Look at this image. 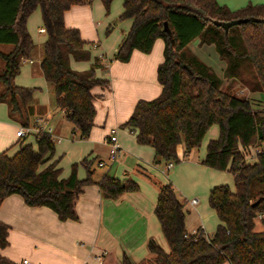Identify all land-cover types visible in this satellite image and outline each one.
I'll return each mask as SVG.
<instances>
[{"label": "trees", "instance_id": "obj_1", "mask_svg": "<svg viewBox=\"0 0 264 264\" xmlns=\"http://www.w3.org/2000/svg\"><path fill=\"white\" fill-rule=\"evenodd\" d=\"M92 1L0 0V43L10 45L7 52H0L4 61L0 102L7 103L11 115L30 114L27 104L35 88L16 85L13 79L22 61L32 56L34 42L27 19L39 9L46 34L40 70L57 108L81 138L89 135L95 115L91 89L106 85L107 80L95 75L98 58L86 70L71 68L70 58L88 60L90 51L79 30L65 26L63 14L72 5ZM100 1L108 13L112 0ZM128 18L131 26L112 59L126 62L133 50L148 53L154 40L161 38L163 60L156 70L160 93L138 100L122 126L135 133L138 144L152 146L154 162L177 164V145L183 144L187 156L216 124L218 136L207 142L200 162L230 172L234 183L233 189L225 183L209 189L207 202L219 220L213 232L197 228L189 233L184 198L169 180L152 179L158 190L153 212L168 245L165 251L154 238L148 239L153 264H264V148L253 160L244 159L239 149L264 144V108L257 109L249 97L232 91L234 84H249L243 73L251 67L255 80L249 88L260 91L264 99V3L231 10L216 0H123L117 19ZM195 39L199 46H213L224 62L222 75L190 48ZM223 79L228 80L226 84ZM22 124L27 126V120ZM54 151L52 135L41 129L34 132V144L22 138L12 155L1 151L0 202L18 194L28 206L48 207L59 220H76L75 201L86 185L95 183L103 197L112 199L139 188L130 177L120 179L108 173L94 180L93 158L86 157L73 162L63 178L58 159L47 163ZM78 166L85 170L83 178L77 176ZM256 218L261 230H255ZM7 233L8 226L0 222V247L7 245ZM0 264L15 263L0 255ZM120 264L136 263L123 253Z\"/></svg>", "mask_w": 264, "mask_h": 264}, {"label": "crops", "instance_id": "obj_2", "mask_svg": "<svg viewBox=\"0 0 264 264\" xmlns=\"http://www.w3.org/2000/svg\"><path fill=\"white\" fill-rule=\"evenodd\" d=\"M122 1L120 0L119 8L111 2L108 13H105L100 0H93L88 4L72 5L63 14L65 26L77 28L82 39L88 42L85 47L90 51L88 60L70 58L71 68L86 70L91 67L94 59L98 58L95 75L107 80L106 85H97L91 89L95 115L86 138L79 136V132L65 118L64 111L57 108L54 97L50 95L52 89L42 75L39 67L41 56H38V48H35L38 39L42 46L46 38L45 31H41L43 28L40 11L36 9L29 15L27 29L34 42L35 51L30 59L22 61L13 81L19 86L35 88L27 104L31 117L20 118L18 113L11 115L7 103L0 102V152L6 150L8 155H12L18 149L22 138H25V142L34 144V130L23 137L16 135L17 129L25 126L22 121L26 119L27 126H37L47 131L55 138V144H61L58 152L55 150L47 162L58 159L57 165L61 168L60 157L67 155L70 168L61 171V177L69 175L73 162L86 157L93 158V166L101 168L100 172L94 168V180L108 173L120 179L130 177L138 183L139 188L112 199L103 197L95 183L86 185L75 201L77 219L65 221L59 220L48 207L26 205L18 194L6 196L0 202V222L8 226L7 245L0 247V255L15 264H20L22 259H28L31 264H120L123 253L136 264H153L146 247L149 238H154L167 251L161 241L160 226L153 212L158 190L152 179L158 180L156 175L168 178L184 196V223L187 232L201 228L206 233H212L219 223L214 210L209 209L206 202L200 203L195 197H208L207 191L209 192L210 188L224 184L232 176L200 162L205 155L207 142L217 138L218 126L211 125L201 146L192 149L187 156H184L183 144H178L176 152L180 162L174 164L166 175L160 172L163 163L153 161L152 146L138 144L135 133L129 127L122 126L138 100H150L160 93L161 85L157 81L156 70L163 60L161 38L154 40L148 53L133 50L126 62L112 59L132 23L129 18L117 19L122 11ZM216 1L231 10L248 3H264V0ZM193 43L196 49L207 46L214 50L212 45L198 47L197 39L192 41L191 45ZM9 49V44L0 43V52L4 53ZM3 68L4 61L0 57V72ZM239 90H246V96H261L259 92H248L246 86ZM112 129H115L121 148L116 159L110 163V145L106 144L104 139L113 133ZM68 130L72 134L70 138L62 135ZM29 135L33 136V142L28 139ZM63 142L66 143L62 144ZM99 160L104 162L102 166L97 165ZM77 176H85L82 166H78ZM192 198L197 199L194 205L189 203Z\"/></svg>", "mask_w": 264, "mask_h": 264}, {"label": "rangeland", "instance_id": "obj_3", "mask_svg": "<svg viewBox=\"0 0 264 264\" xmlns=\"http://www.w3.org/2000/svg\"><path fill=\"white\" fill-rule=\"evenodd\" d=\"M87 4V3H86ZM112 5H115L116 8H119L121 6V2L120 0H113L112 1ZM38 37H39V33L37 34ZM36 45H35V48L37 47L38 48V56L40 57L41 56V45L39 44L40 43V39H38V41H36ZM190 48L194 51H196V53L198 54V56L203 60L205 61L207 64L211 65L215 72L218 74V75H222V71H223V68H224V62L219 60V58L217 57V54L214 52V50H212L211 48L209 49L207 46L205 47H201L200 49H196V46L195 44L193 43L192 45L190 44L189 45ZM202 46V45H201ZM198 47H200L198 45ZM35 48L33 51H35ZM251 67H248L247 70H244V76L247 78L248 80V83L250 85L253 84L255 78L253 76V73H252V69H250ZM227 79H223V84L224 83H227ZM249 84L246 85V88L248 90V92H256V91H252L250 88H249ZM242 88V86L240 84H234L233 88H232V91L235 92V94L237 95H244L246 96L247 95V91L246 90H243V92H241L239 89ZM1 89V88H0ZM259 94L261 95L260 97H250L248 94V96L246 97H249L251 99V102L253 104V106H255L257 109L259 108H264V99L262 100L263 96H262V93L259 91ZM51 97L53 98V93L51 92L50 93ZM261 99V100H260ZM3 102V101H1ZM31 114H29L30 116ZM31 117V116H30ZM68 123V122H67ZM68 125L70 126L71 124L68 123ZM63 136L67 137V138H70L72 136V134L70 133V131H66L65 134H62ZM28 139L30 141L33 142V136L32 135H29L28 136ZM66 142H63L62 144H65ZM61 146V144H55V152H58L59 150V147ZM201 146V145H200ZM178 147V146H177ZM245 159V158H244ZM59 165L61 166L62 168V172H64L65 170L69 169L70 168V162H68L67 160V155L63 154L61 157H60V160H59ZM95 170H97L98 172H100V167H97V166H94ZM171 170V169H170ZM170 170L168 171L167 174H169ZM226 173L228 171H225ZM230 173V172H228ZM231 174V173H230ZM229 175V174H228ZM229 177V176H228ZM156 178H158L159 181H168L169 179L168 178H165L164 176L163 177H160V175H156ZM229 180L227 182H224L226 184H228L231 188H234V183H233V178L231 176V178H228ZM170 181V180H169ZM173 184V183H172ZM175 190H176V193L179 195L180 198H183L184 196L181 195V193L179 192V190L175 187V185L173 184ZM207 195H208V191H207ZM183 196V197H182ZM196 198L199 199L200 203L202 204H207V206L209 207L208 205V202H207V196L206 195H198V196H195ZM189 199V197H188ZM209 209H211L209 207ZM212 211V210H211ZM262 229V223L259 219H255V230H261ZM159 234H160V238H161V241L163 242V246L165 247V249L168 250L167 248V245H166V242L164 240V238H162V233H161V230L159 228ZM166 251V250H165ZM227 263L229 264L228 262H224V264ZM144 264H147V262H145Z\"/></svg>", "mask_w": 264, "mask_h": 264}, {"label": "built area", "instance_id": "obj_4", "mask_svg": "<svg viewBox=\"0 0 264 264\" xmlns=\"http://www.w3.org/2000/svg\"><path fill=\"white\" fill-rule=\"evenodd\" d=\"M42 30L43 29H41V31ZM32 130L37 132L38 130H40V128H37V126H33V127L20 126L16 131V135L23 137V136L27 135V133H29ZM112 132L113 133L111 135L105 137V139H104V142L106 144L110 145V151L108 154V160L110 163H112L116 159L117 154L121 148L119 143H118L117 137L115 135V129H112ZM53 140L55 141V138H53ZM262 148H264V144H258V143H255L252 145H247L245 147H243V146L239 147L240 151L243 154V157L246 160H253L255 158L256 154L259 153L262 150ZM103 164H104V162L102 160H99L97 162L98 166H102ZM173 166H174L173 161H167V162L163 163V165L160 169V172L166 175L168 173V171L173 168ZM196 202H197V199H195V198H192L189 200V203L192 205L196 204ZM259 217H260V215H259ZM195 232H196V229L191 233H195ZM20 264H31V262L28 259H22Z\"/></svg>", "mask_w": 264, "mask_h": 264}, {"label": "water", "instance_id": "obj_5", "mask_svg": "<svg viewBox=\"0 0 264 264\" xmlns=\"http://www.w3.org/2000/svg\"><path fill=\"white\" fill-rule=\"evenodd\" d=\"M164 27H165V29H167V23H166V21L164 22Z\"/></svg>", "mask_w": 264, "mask_h": 264}]
</instances>
